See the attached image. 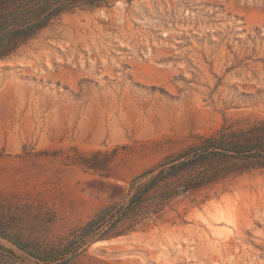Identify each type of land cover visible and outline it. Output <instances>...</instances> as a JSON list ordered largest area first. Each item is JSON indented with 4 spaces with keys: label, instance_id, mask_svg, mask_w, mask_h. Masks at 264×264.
<instances>
[{
    "label": "rangeland",
    "instance_id": "rangeland-1",
    "mask_svg": "<svg viewBox=\"0 0 264 264\" xmlns=\"http://www.w3.org/2000/svg\"><path fill=\"white\" fill-rule=\"evenodd\" d=\"M263 125L264 0L67 11L0 59V228L61 264H264V160L136 231L69 246L145 170ZM0 244L6 264H47Z\"/></svg>",
    "mask_w": 264,
    "mask_h": 264
},
{
    "label": "trees",
    "instance_id": "trees-1",
    "mask_svg": "<svg viewBox=\"0 0 264 264\" xmlns=\"http://www.w3.org/2000/svg\"><path fill=\"white\" fill-rule=\"evenodd\" d=\"M101 0H0V59L34 39L65 12L99 6ZM223 145L224 134L207 136L197 145L172 155L132 179L129 198L113 203L89 220L69 241L75 253L89 240H106L136 231L160 218L176 199L216 183L231 173L246 171L253 162L264 160V125L243 133H232ZM245 142V143H242ZM0 236L47 264H61L33 253L0 228ZM0 244V264H6ZM67 260V255L62 257Z\"/></svg>",
    "mask_w": 264,
    "mask_h": 264
}]
</instances>
